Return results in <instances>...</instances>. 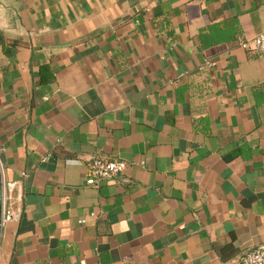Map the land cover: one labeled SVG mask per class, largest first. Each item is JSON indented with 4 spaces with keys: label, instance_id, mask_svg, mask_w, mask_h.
<instances>
[{
    "label": "crops",
    "instance_id": "0c3cea01",
    "mask_svg": "<svg viewBox=\"0 0 264 264\" xmlns=\"http://www.w3.org/2000/svg\"><path fill=\"white\" fill-rule=\"evenodd\" d=\"M230 44L201 46L216 23ZM264 0H0V264H239L264 244ZM118 180L87 185L93 160Z\"/></svg>",
    "mask_w": 264,
    "mask_h": 264
},
{
    "label": "built area",
    "instance_id": "2783aa9c",
    "mask_svg": "<svg viewBox=\"0 0 264 264\" xmlns=\"http://www.w3.org/2000/svg\"><path fill=\"white\" fill-rule=\"evenodd\" d=\"M241 47L264 54V33L252 41L242 43ZM126 170L125 162L95 159L91 164L87 185L99 187L103 182L118 180ZM22 201L23 195L19 183L6 180L0 160V231L8 224L20 220ZM239 264H264V244L244 255Z\"/></svg>",
    "mask_w": 264,
    "mask_h": 264
},
{
    "label": "trees",
    "instance_id": "16d2710c",
    "mask_svg": "<svg viewBox=\"0 0 264 264\" xmlns=\"http://www.w3.org/2000/svg\"><path fill=\"white\" fill-rule=\"evenodd\" d=\"M241 34L240 26L237 22L216 23L205 29L200 37L201 46L205 49L230 44L239 39Z\"/></svg>",
    "mask_w": 264,
    "mask_h": 264
},
{
    "label": "water",
    "instance_id": "95a60500",
    "mask_svg": "<svg viewBox=\"0 0 264 264\" xmlns=\"http://www.w3.org/2000/svg\"><path fill=\"white\" fill-rule=\"evenodd\" d=\"M0 41H1V37H0Z\"/></svg>",
    "mask_w": 264,
    "mask_h": 264
}]
</instances>
